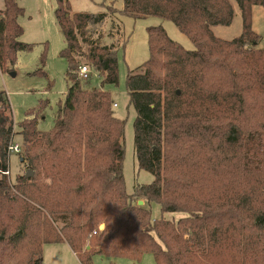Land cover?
Segmentation results:
<instances>
[{
  "label": "trees",
  "instance_id": "1",
  "mask_svg": "<svg viewBox=\"0 0 264 264\" xmlns=\"http://www.w3.org/2000/svg\"><path fill=\"white\" fill-rule=\"evenodd\" d=\"M56 1L68 88L52 130L38 128L40 109L19 124L21 162L35 175L19 174L14 185L0 178V264H43L44 245L61 242L81 264L95 254L139 260L145 252L157 264H264V49L252 28V7L264 0H236L243 29L231 40L213 31L232 23L230 0H123L122 8L96 13ZM24 14L18 0H4L3 72L32 49L21 40ZM123 16L170 20L195 46L186 49L163 26H151L149 59L128 70L138 167L154 176L133 193L124 177L125 120L104 88L119 84ZM83 65L97 72L100 86L80 77ZM11 111L0 91L1 170L10 164Z\"/></svg>",
  "mask_w": 264,
  "mask_h": 264
},
{
  "label": "rangeland",
  "instance_id": "2",
  "mask_svg": "<svg viewBox=\"0 0 264 264\" xmlns=\"http://www.w3.org/2000/svg\"><path fill=\"white\" fill-rule=\"evenodd\" d=\"M20 6L25 8V14L20 18V23L24 29L21 40L32 44L30 51H22L17 55V60L11 72H3L0 69V91H5L10 100L14 120L15 134L13 144L18 145L22 152H10L9 169L11 172L7 180L10 185L16 183L19 174L28 175V168L21 162V157L25 153L22 136L18 133L19 124L25 119L27 113L33 110H41L42 116L38 120V128L42 131H50L55 124V117L59 104L65 99L68 84L65 73L68 68L67 61L60 56V52L65 47V38L58 25L55 10L56 0H18ZM235 16L230 25L213 26L215 35L222 39L231 40L241 35L243 20L241 11L236 0H230ZM114 4L117 8H122L123 0H70L72 12H100L104 10V5ZM4 8V0H0V9ZM123 29L126 35L125 47L118 51L119 61V84L105 85L112 95L113 102L117 104L114 111L119 118L125 120V134L123 144L125 148L124 177L126 188L129 193H133L135 186L150 183L154 180L152 173L139 169L135 153V130L134 121L136 110L129 103V95L126 88V78L129 69H133L144 64L150 57L148 28L151 26H163L169 36L179 45L186 49H194L192 40L170 20L151 16L147 18L134 19L128 16L121 17ZM252 28L261 35L258 47L264 49V7L253 5L252 7ZM45 64L42 66V59ZM85 61V60H84ZM83 61V62H84ZM87 63V62H86ZM42 67V72H37ZM91 67V66H90ZM89 67V68H90ZM89 82L91 86H100V77L96 71L91 70ZM33 171V170H32ZM192 173L191 170L185 169ZM30 174L29 177H33ZM11 192L18 194V190L13 186ZM143 200L144 199H139ZM144 201V205H145ZM152 216L159 218L160 207L157 203L151 204ZM184 213H174L176 219L183 217ZM102 222L99 226L101 230ZM91 249V245L86 246V251ZM43 264H81L77 254L66 242L47 243L44 245ZM91 264H157L153 253L145 252L139 260H132L128 257H112L103 254L92 256Z\"/></svg>",
  "mask_w": 264,
  "mask_h": 264
},
{
  "label": "built area",
  "instance_id": "3",
  "mask_svg": "<svg viewBox=\"0 0 264 264\" xmlns=\"http://www.w3.org/2000/svg\"><path fill=\"white\" fill-rule=\"evenodd\" d=\"M90 75H91L90 68L87 65L81 66V68H80V77L83 80H87V79L90 78ZM114 106L116 107L117 104L114 103ZM12 151L16 152L17 154H20L22 152V149L18 145H14L13 141H12L10 143V146H9V154ZM10 175H11L10 169H8V170H1L0 169V178H2V177H6L7 178V177H10Z\"/></svg>",
  "mask_w": 264,
  "mask_h": 264
},
{
  "label": "water",
  "instance_id": "4",
  "mask_svg": "<svg viewBox=\"0 0 264 264\" xmlns=\"http://www.w3.org/2000/svg\"><path fill=\"white\" fill-rule=\"evenodd\" d=\"M178 93H180V91H178ZM22 161V160H21ZM28 176L30 175V174H33L34 173V171H32L31 169H29L28 171ZM138 204L140 205V206H143L144 205V201L143 200H139L138 201ZM101 228H104V225H101Z\"/></svg>",
  "mask_w": 264,
  "mask_h": 264
}]
</instances>
